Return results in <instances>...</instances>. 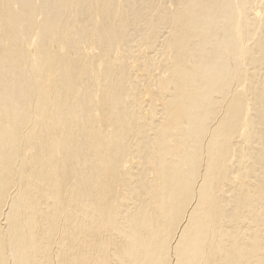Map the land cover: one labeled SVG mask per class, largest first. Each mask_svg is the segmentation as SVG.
<instances>
[{
    "label": "bare ground",
    "instance_id": "bare-ground-1",
    "mask_svg": "<svg viewBox=\"0 0 264 264\" xmlns=\"http://www.w3.org/2000/svg\"><path fill=\"white\" fill-rule=\"evenodd\" d=\"M0 264H264V0H0Z\"/></svg>",
    "mask_w": 264,
    "mask_h": 264
}]
</instances>
